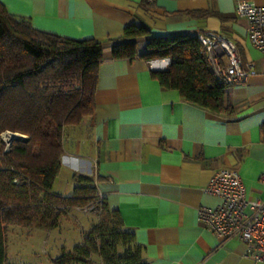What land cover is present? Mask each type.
<instances>
[{"label":"crops","instance_id":"obj_1","mask_svg":"<svg viewBox=\"0 0 264 264\" xmlns=\"http://www.w3.org/2000/svg\"><path fill=\"white\" fill-rule=\"evenodd\" d=\"M242 1L0 0L37 30L101 42L94 111L66 129L60 171L71 181L78 174L94 180L97 195L134 232L146 264H264L245 255L244 242L218 238L197 217L200 206L219 202L205 188L222 167L239 172L249 198L264 199V55L246 35L247 20L235 13ZM131 23L153 36L212 30L230 37L255 69L226 88L232 111L200 107L162 86L150 70L165 69L168 59L112 58L111 46ZM147 39L134 38L139 53ZM10 226L5 264H22L33 253L25 241L40 228Z\"/></svg>","mask_w":264,"mask_h":264},{"label":"trees","instance_id":"obj_2","mask_svg":"<svg viewBox=\"0 0 264 264\" xmlns=\"http://www.w3.org/2000/svg\"><path fill=\"white\" fill-rule=\"evenodd\" d=\"M147 35L139 53L134 38ZM102 44L92 38L71 39L34 28L29 20L10 15L0 3V133L17 131L7 151L0 139V264H5L7 226L50 230L73 207L97 197L94 180L73 175L71 195L52 186L61 167L66 129L94 111ZM114 59L147 62L168 59L165 69L150 75L185 100L215 111H232L228 84L219 80L196 35L153 36L144 24H127L123 37L111 46ZM97 208V207H95ZM93 208V210H95ZM97 222L70 250L61 248L51 264H146L143 247L124 227L119 212L101 198Z\"/></svg>","mask_w":264,"mask_h":264},{"label":"built area","instance_id":"obj_3","mask_svg":"<svg viewBox=\"0 0 264 264\" xmlns=\"http://www.w3.org/2000/svg\"><path fill=\"white\" fill-rule=\"evenodd\" d=\"M235 13L247 20L246 35L264 55V5L244 0L237 4ZM195 35L206 60L223 83L243 82L255 73L250 64L243 62L236 43L223 32L202 30ZM11 134L9 130L0 133L4 151L13 141ZM20 137L25 139L24 135ZM205 191L217 196L219 202L214 206H200L199 222L222 240H241L246 246V256L264 262V199L249 198L239 172L232 167L216 170Z\"/></svg>","mask_w":264,"mask_h":264},{"label":"rangeland","instance_id":"obj_4","mask_svg":"<svg viewBox=\"0 0 264 264\" xmlns=\"http://www.w3.org/2000/svg\"><path fill=\"white\" fill-rule=\"evenodd\" d=\"M11 132L24 135L26 138V135L23 133L17 131ZM73 186V181H71L67 171L63 169L59 171L52 188L63 195H71ZM100 202L101 198L97 196L81 207L76 206L71 208L61 219L57 228L50 230L36 229L24 244V246L30 247L33 253L29 255L25 254L19 262L22 264H51V260L60 254L62 247L66 248V250L71 249L74 244L82 240V234L97 222L98 215L101 212L98 208ZM91 206L97 208L91 210ZM9 227L11 226H7V229ZM12 237L11 239L9 238V243L16 245L17 240ZM92 257L94 259L96 255H92ZM92 264H101L99 257H96Z\"/></svg>","mask_w":264,"mask_h":264},{"label":"bare ground","instance_id":"obj_5","mask_svg":"<svg viewBox=\"0 0 264 264\" xmlns=\"http://www.w3.org/2000/svg\"><path fill=\"white\" fill-rule=\"evenodd\" d=\"M11 135H13V136H21L19 133H16V132H12ZM13 140H16V139H13ZM222 168H223V167H222Z\"/></svg>","mask_w":264,"mask_h":264},{"label":"water","instance_id":"obj_6","mask_svg":"<svg viewBox=\"0 0 264 264\" xmlns=\"http://www.w3.org/2000/svg\"><path fill=\"white\" fill-rule=\"evenodd\" d=\"M12 139H22V137H20V136H13Z\"/></svg>","mask_w":264,"mask_h":264}]
</instances>
